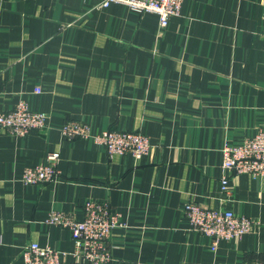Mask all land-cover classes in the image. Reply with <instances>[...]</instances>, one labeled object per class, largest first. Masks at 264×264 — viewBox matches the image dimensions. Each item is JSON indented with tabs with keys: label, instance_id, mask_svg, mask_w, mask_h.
I'll use <instances>...</instances> for the list:
<instances>
[{
	"label": "crops",
	"instance_id": "crops-1",
	"mask_svg": "<svg viewBox=\"0 0 264 264\" xmlns=\"http://www.w3.org/2000/svg\"><path fill=\"white\" fill-rule=\"evenodd\" d=\"M96 5L0 0V110L24 100L48 116L42 131L0 132V264H24L31 242L71 251L69 231L47 218L81 220L87 200L123 223L110 237L111 264L264 262V175H232L230 194L220 193L223 146L264 128V0H182L163 29L153 13ZM69 121L96 134L137 131L152 146L141 158L110 156L91 139L68 140ZM50 152L59 154L55 182L22 183ZM190 201L258 224L213 250L190 229Z\"/></svg>",
	"mask_w": 264,
	"mask_h": 264
},
{
	"label": "built area",
	"instance_id": "built-area-1",
	"mask_svg": "<svg viewBox=\"0 0 264 264\" xmlns=\"http://www.w3.org/2000/svg\"><path fill=\"white\" fill-rule=\"evenodd\" d=\"M95 1L98 8L121 4L139 13H153L158 17L159 27L162 29L167 26L171 17L180 14L182 7V0ZM36 92L39 90L36 89ZM47 120L48 116L45 113L31 111L26 102L21 100L12 110H0V132L22 137L33 131L44 130L47 127ZM61 132L68 140L91 139L103 146L110 156L130 154L135 158H141L152 146L149 138L137 131L105 130L96 134L89 125L79 121L66 122L61 127ZM221 154V168L224 174L220 178V193L228 195L232 175H247L251 178L264 175V128L257 130L252 137L246 138L239 145L225 144ZM58 161L59 154L50 152L44 164L23 170L22 183L35 185L55 182L58 177ZM82 210L81 220L60 211H51L47 218L48 224L69 231L73 241L71 251L62 252L31 242L22 252L24 264H111L110 237L113 230L123 226L119 214L94 200H87ZM183 212L192 231L211 238L213 250L218 241L239 239L258 224L256 220L235 214L231 210L207 208L193 201L184 205ZM68 256L72 261L67 260ZM244 264L264 262L256 259Z\"/></svg>",
	"mask_w": 264,
	"mask_h": 264
}]
</instances>
